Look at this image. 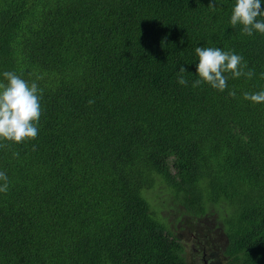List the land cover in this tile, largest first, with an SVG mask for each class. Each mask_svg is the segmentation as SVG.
I'll list each match as a JSON object with an SVG mask.
<instances>
[{
    "label": "trees",
    "instance_id": "obj_1",
    "mask_svg": "<svg viewBox=\"0 0 264 264\" xmlns=\"http://www.w3.org/2000/svg\"><path fill=\"white\" fill-rule=\"evenodd\" d=\"M209 2L0 0V73L41 95L37 137L0 141V264H188L180 211L216 214L220 248L211 227L189 235L201 255L264 264V102L243 98L264 90V34L229 25L235 0ZM197 46L255 75L193 88ZM179 102L183 133L152 131Z\"/></svg>",
    "mask_w": 264,
    "mask_h": 264
},
{
    "label": "clouds",
    "instance_id": "obj_2",
    "mask_svg": "<svg viewBox=\"0 0 264 264\" xmlns=\"http://www.w3.org/2000/svg\"><path fill=\"white\" fill-rule=\"evenodd\" d=\"M208 6L215 10L217 0H210ZM229 25L233 28L242 25V33L248 36H252L254 31L264 34L262 0H235ZM195 53L199 61L196 65V73L199 79L189 80L193 88L204 82L223 92L228 87L227 80L229 78L225 73L230 72L232 78L244 76L251 79L255 75L252 69L245 71L248 66L246 62H243V57L232 50L224 51L219 47L197 46ZM187 71L183 65L180 66L177 72L178 84L188 85V80L184 76ZM260 75L261 78H264V73ZM0 76L3 78L0 80V141L22 143L25 140L35 139L39 132L38 123L41 116V95L39 94L38 83L35 80L30 83L14 71H4L0 73ZM228 94L233 98L236 97L235 90L229 91ZM243 98L252 103L264 102V90L255 93L244 92ZM91 103L93 101L90 100L89 104ZM183 105V102L173 104L170 110L154 124L152 131L174 129L183 133L185 121L180 122L170 119V115L175 108ZM168 146L171 145L168 144ZM0 147H6V145L0 144ZM13 155L18 156L19 153H13ZM0 181L4 182L0 185V193H7L9 187L8 177L3 171H0ZM202 255L210 264H222L212 256H217L219 259L223 258L224 261L227 259L220 250L212 249ZM194 261H197V259Z\"/></svg>",
    "mask_w": 264,
    "mask_h": 264
},
{
    "label": "rangeland",
    "instance_id": "obj_3",
    "mask_svg": "<svg viewBox=\"0 0 264 264\" xmlns=\"http://www.w3.org/2000/svg\"><path fill=\"white\" fill-rule=\"evenodd\" d=\"M164 202H167L168 204H172V201L170 199H166V200L162 199L159 201V203H164ZM180 213L181 214L183 213L182 216L188 219L187 227L181 224L180 222L175 223V225L178 226L177 231L179 235L182 238H184V246L186 248L185 253L188 256V264H192L195 259V255L201 253L198 246L192 245L193 241L191 240V237H189L190 233L196 229V225L194 223H196L197 225L200 224L201 226L205 225L207 229H210L211 227L210 236L212 238V242L214 245L213 249L215 247L220 248L222 246V244L225 241V237L222 236V233H220V230L218 228H214V224L217 223L215 219L216 217L215 213H212L211 215H208L206 217H199V218L192 217L188 213L182 211H180ZM174 217H175L174 213L172 212L168 215V220L172 221ZM172 224H174V222H172Z\"/></svg>",
    "mask_w": 264,
    "mask_h": 264
},
{
    "label": "flooded vegetation",
    "instance_id": "obj_4",
    "mask_svg": "<svg viewBox=\"0 0 264 264\" xmlns=\"http://www.w3.org/2000/svg\"><path fill=\"white\" fill-rule=\"evenodd\" d=\"M197 261H198V264H210L208 263L207 259L204 258V255H200V258L197 259ZM232 264H236V263H232Z\"/></svg>",
    "mask_w": 264,
    "mask_h": 264
}]
</instances>
